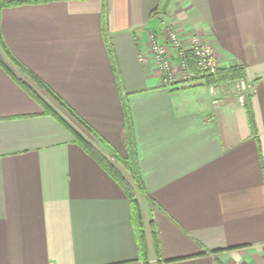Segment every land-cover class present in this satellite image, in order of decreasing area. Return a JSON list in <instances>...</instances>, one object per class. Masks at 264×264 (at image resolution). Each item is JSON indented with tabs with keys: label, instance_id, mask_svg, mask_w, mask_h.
<instances>
[{
	"label": "crops",
	"instance_id": "0c3cea01",
	"mask_svg": "<svg viewBox=\"0 0 264 264\" xmlns=\"http://www.w3.org/2000/svg\"><path fill=\"white\" fill-rule=\"evenodd\" d=\"M5 1L10 54L123 158L126 107L149 264L151 222L160 264H264V0H172L160 24L244 68L246 106L240 81L162 86L146 27L164 0ZM9 71L85 130L0 45V264H145L123 189Z\"/></svg>",
	"mask_w": 264,
	"mask_h": 264
},
{
	"label": "trees",
	"instance_id": "16d2710c",
	"mask_svg": "<svg viewBox=\"0 0 264 264\" xmlns=\"http://www.w3.org/2000/svg\"><path fill=\"white\" fill-rule=\"evenodd\" d=\"M162 1V0H160ZM20 3H11L7 2L5 0H0V45L3 47V49L6 51V54L9 56L11 61L19 68V70L24 73L26 76H28L37 86L39 89L47 92L61 107H63L70 116H72L79 124L87 130L93 137L96 138L98 143L105 146V149L110 154L111 158L119 164L121 167L124 168L125 172L128 173V177L125 176V174L114 164L110 163L109 160H107L86 138H84L78 131H76L69 123H67L55 110L52 108L47 102L43 100V98L34 91L30 86H28L23 81H20L17 79L11 71L10 74L12 77L19 83V85L29 94L31 97H33L37 102H39L45 112L58 120L75 138V141L78 145H80L90 156H92L95 160H97L102 167L109 173V175L119 184V186L123 189L124 193L128 197L130 203H131V219L132 223L135 227L136 234H137V240H138V247H139V254H140V260H142L145 264H149V244H148V238L145 230V224H144V217L142 214V208L139 201V196H143V187L140 180V172L139 167L137 164V158L136 153L134 149V144L131 140V122L130 117L128 114V111L125 107L126 112V119H127V130L129 134V155L127 158L121 157L117 152L111 150V148L102 140L100 137L95 133V131L81 118L78 117V115L72 111L55 93H53L47 85H45L34 73H32L30 70L25 68L21 63L16 61V59L10 54L8 51L3 36L1 33V15L2 12L11 6L19 5ZM162 7H159L153 15V18L159 17L161 20L166 16L162 14ZM103 17L106 20L107 17V7L105 6L103 11ZM106 24V23H105ZM108 44V42H107ZM108 48H110L108 44ZM245 71L242 67H233L226 70H220L217 77L210 78L207 80L206 84H220L223 82H235L240 80H245ZM150 228L152 230V237H153V243L155 247L156 256L159 260L160 264V255H159V249H158V243H157V234L155 232L154 224L150 223Z\"/></svg>",
	"mask_w": 264,
	"mask_h": 264
},
{
	"label": "built area",
	"instance_id": "2783aa9c",
	"mask_svg": "<svg viewBox=\"0 0 264 264\" xmlns=\"http://www.w3.org/2000/svg\"><path fill=\"white\" fill-rule=\"evenodd\" d=\"M161 37L164 38L161 41ZM150 47L154 63L161 75V84L165 88L176 85H191L206 83L208 79L217 77L221 70L213 48L200 36L193 35L187 40L172 23H167L161 30V35L155 33L150 38ZM140 61L145 63V55H140ZM211 93H216V84H209ZM241 94L238 100L241 105H247V85L240 80Z\"/></svg>",
	"mask_w": 264,
	"mask_h": 264
},
{
	"label": "rangeland",
	"instance_id": "374dc122",
	"mask_svg": "<svg viewBox=\"0 0 264 264\" xmlns=\"http://www.w3.org/2000/svg\"><path fill=\"white\" fill-rule=\"evenodd\" d=\"M46 97V96H45ZM44 100V99H43ZM45 101V100H44ZM46 102V101H45ZM48 103V102H47ZM76 130H79L82 132V135L85 136L84 138H86L91 144H93L97 149L98 151L107 159L109 160L110 163L114 164L115 166H117L123 173H125L124 169L119 165L117 164L112 158L111 156L98 144L94 141V139L88 135V133H86L85 130H82V128L75 124V123H72ZM81 129V130H80Z\"/></svg>",
	"mask_w": 264,
	"mask_h": 264
},
{
	"label": "water",
	"instance_id": "95a60500",
	"mask_svg": "<svg viewBox=\"0 0 264 264\" xmlns=\"http://www.w3.org/2000/svg\"><path fill=\"white\" fill-rule=\"evenodd\" d=\"M172 0H164V3L162 5V14L166 15L168 8L171 4ZM161 19L159 17L154 18L151 20L146 27L147 30L153 31L157 35H161V29H160Z\"/></svg>",
	"mask_w": 264,
	"mask_h": 264
}]
</instances>
